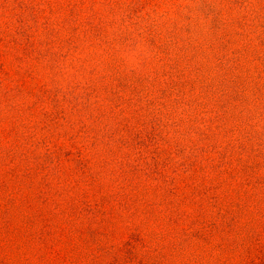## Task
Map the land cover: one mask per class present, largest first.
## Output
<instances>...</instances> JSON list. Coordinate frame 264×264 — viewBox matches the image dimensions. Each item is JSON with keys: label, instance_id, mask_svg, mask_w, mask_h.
I'll return each instance as SVG.
<instances>
[{"label": "rangeland", "instance_id": "rangeland-1", "mask_svg": "<svg viewBox=\"0 0 264 264\" xmlns=\"http://www.w3.org/2000/svg\"><path fill=\"white\" fill-rule=\"evenodd\" d=\"M0 264H264V0H0Z\"/></svg>", "mask_w": 264, "mask_h": 264}]
</instances>
